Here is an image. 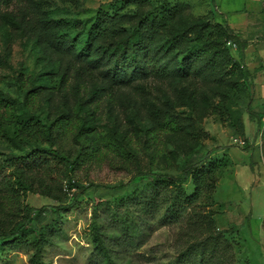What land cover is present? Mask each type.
<instances>
[{
  "label": "trees",
  "instance_id": "16d2710c",
  "mask_svg": "<svg viewBox=\"0 0 264 264\" xmlns=\"http://www.w3.org/2000/svg\"><path fill=\"white\" fill-rule=\"evenodd\" d=\"M132 4L136 8L125 11ZM147 4V0H123L102 7L88 29L77 31L69 21L32 19L33 0H0V29L14 27L59 56L57 63L37 76L16 78L20 100L0 91V145L16 152H0V252L31 249L32 264H41L42 250L53 243L62 214L74 206V200L67 202L74 196L71 191L84 193L97 187L92 183L82 187L75 177L99 164L133 175L131 182L139 179L116 200L118 204L136 207L150 221L176 223L186 218L192 224L195 235L177 255L176 264H218L220 254L229 248L224 240L229 230L216 232L212 215L194 208L201 195L211 194L218 176L232 161L212 151L201 156L184 140L187 136L196 142L195 125L206 110L243 136L238 107L253 78L241 69L231 50L242 49L244 42L227 25L192 18L181 7L167 5L155 12ZM58 76L53 87L51 81ZM148 82H169L175 100H166L169 107L156 109L153 118L137 129L145 137L142 148L127 130L120 131V124L109 130L97 127L103 100L110 105L122 89L135 83L136 89H144ZM205 89L217 98L211 106ZM56 92L61 94L57 106ZM175 104L181 112H175ZM246 112L253 114L250 102ZM161 135L182 141L177 149L183 150L184 162L177 176L162 172L161 164L169 165L176 152L166 147ZM141 152L148 157V170L142 167ZM27 194L57 205L30 207L25 203ZM45 207L54 217L47 224ZM111 215L130 243L137 231L133 220L129 215ZM91 236L95 264H118L98 225Z\"/></svg>",
  "mask_w": 264,
  "mask_h": 264
},
{
  "label": "rangeland",
  "instance_id": "374dc122",
  "mask_svg": "<svg viewBox=\"0 0 264 264\" xmlns=\"http://www.w3.org/2000/svg\"><path fill=\"white\" fill-rule=\"evenodd\" d=\"M33 1L35 8L29 10L32 19L69 21L74 24L77 31L88 29L102 7L123 2V0ZM147 2L148 10L156 12L167 5L181 7L192 18H205L212 24L222 25H225L223 23H226V17L219 15L217 6L222 12L236 8L248 13L251 9L243 0H147ZM136 6L132 4L125 11L134 10ZM244 16L240 13L235 15L240 21ZM231 56L236 61L239 60L236 49L231 50ZM57 57L59 56L50 50L36 45L34 38L22 36L14 27L0 29V91L15 101L20 100L16 78L19 75L24 79L37 76L48 70L50 64L57 63ZM238 62L241 69L246 70L242 61ZM259 72L260 70L251 72L253 79L247 82V95L238 107L244 126L242 137L236 135L235 130L227 125L222 117L206 110L203 119L195 125L196 142L192 143L187 136L184 140L187 144L191 143L196 153L201 156L212 151L213 155L226 156L232 161V166L218 176L211 194L201 195L194 208L201 213L212 215L216 232L229 230V233L224 234V240L228 242L229 248L220 254L221 261L218 264H264V154L261 156L258 147V133L264 117V78L255 79L256 73ZM59 79V76L53 78L51 85L55 87ZM136 85L137 83L122 89L110 105H107L106 99L101 100L97 127L109 130L114 124H120V131L127 130L128 136L133 137L139 148H142L145 137L143 132L137 129L153 118L158 111L156 109L169 107L168 104L175 100V91L169 82L158 84L148 82L144 89H136ZM205 91L207 99L210 100L209 106L216 103L217 98L210 89ZM56 93L54 101L57 106L61 101V94ZM119 98L121 101H118ZM166 100H169V103ZM248 102L251 103L252 115L246 112ZM176 106L173 105L175 112H181ZM237 138L244 139L246 146L239 147L235 143ZM161 139L169 150L176 152V159L171 160L169 165L161 164L162 172L177 176L184 162L183 150L177 149L182 141L173 138L171 140V137L166 140L165 135H161ZM218 147L223 149L215 151ZM0 152L16 154L14 150L2 145ZM194 156L191 157L192 162L195 161ZM140 158L143 169L148 170V157L141 152ZM132 178L133 175L118 171L107 164L82 169L75 180L82 187L88 183L97 187L84 193H81L82 189L71 191L74 196L68 198L67 202L71 203L74 200V206L69 212L62 214L61 225L55 232L53 243L42 250L41 264H95L91 234L93 227L97 225L118 264H176L177 255L191 240V234L195 235L192 224L189 225L186 218L176 223L164 219L150 221L142 218L136 207L128 208L118 204L116 200L124 195V192H130L139 182V179L131 182ZM186 188L191 190V185L188 184ZM25 203L36 209L57 205L50 199L33 194L26 195ZM45 208L44 224H47L54 217L47 207ZM113 212L119 216L129 215V219L137 226L136 233L129 239L130 243L121 225L112 221ZM32 254L33 251L27 248L3 251L0 252V264H32Z\"/></svg>",
  "mask_w": 264,
  "mask_h": 264
},
{
  "label": "crops",
  "instance_id": "0c3cea01",
  "mask_svg": "<svg viewBox=\"0 0 264 264\" xmlns=\"http://www.w3.org/2000/svg\"><path fill=\"white\" fill-rule=\"evenodd\" d=\"M240 1V0H239ZM251 6L248 13L245 10L239 11L232 9L222 12L217 6L220 16L226 17L227 25L235 34H237L244 45L242 49H236L239 60L242 61L246 70L256 73L255 79L264 78V0H243ZM244 14L242 21L235 17L237 14ZM223 20V17H222ZM222 24V23H221ZM238 60V61H239ZM252 74V73H251ZM254 79V80H255Z\"/></svg>",
  "mask_w": 264,
  "mask_h": 264
},
{
  "label": "built area",
  "instance_id": "2783aa9c",
  "mask_svg": "<svg viewBox=\"0 0 264 264\" xmlns=\"http://www.w3.org/2000/svg\"><path fill=\"white\" fill-rule=\"evenodd\" d=\"M228 46H232L233 45L229 42L228 43ZM234 49V48H233ZM260 130H259V143H258V147H259V150H260V153H261V156H263L264 154V149H263V146H262V134H263V130H264V117L262 118V122H261V126H260ZM235 143L239 146V147H245L246 146V141L244 139H241V138H237L235 140Z\"/></svg>",
  "mask_w": 264,
  "mask_h": 264
}]
</instances>
